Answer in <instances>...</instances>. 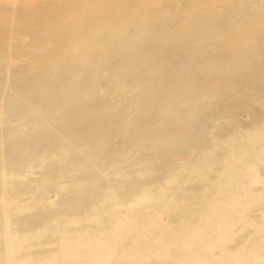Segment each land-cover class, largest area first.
<instances>
[{
	"label": "rangeland",
	"instance_id": "obj_1",
	"mask_svg": "<svg viewBox=\"0 0 264 264\" xmlns=\"http://www.w3.org/2000/svg\"><path fill=\"white\" fill-rule=\"evenodd\" d=\"M0 264H264V0H0Z\"/></svg>",
	"mask_w": 264,
	"mask_h": 264
}]
</instances>
